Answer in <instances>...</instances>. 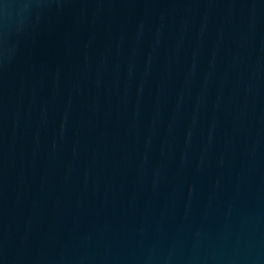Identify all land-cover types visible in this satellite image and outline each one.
<instances>
[{
  "label": "water",
  "instance_id": "95a60500",
  "mask_svg": "<svg viewBox=\"0 0 264 264\" xmlns=\"http://www.w3.org/2000/svg\"><path fill=\"white\" fill-rule=\"evenodd\" d=\"M0 264H264V0H0Z\"/></svg>",
  "mask_w": 264,
  "mask_h": 264
}]
</instances>
